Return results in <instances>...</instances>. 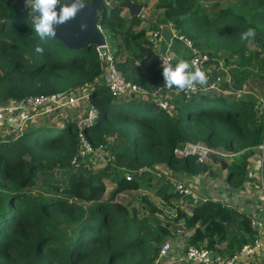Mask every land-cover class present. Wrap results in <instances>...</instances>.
<instances>
[{
    "label": "trees",
    "instance_id": "obj_1",
    "mask_svg": "<svg viewBox=\"0 0 264 264\" xmlns=\"http://www.w3.org/2000/svg\"><path fill=\"white\" fill-rule=\"evenodd\" d=\"M135 1L146 11L150 0ZM152 4L156 14L150 18L121 14L120 4L101 3L97 12V25L125 79L148 91L162 85L146 31L166 20L176 33L207 50L206 64L221 57L223 69L213 67L212 76H220L225 92L181 95L182 100L166 110L135 96L112 98L94 44L70 49L55 37L41 40L31 17L20 8L22 2L0 0V101L87 84L98 115L84 126V133L112 155L96 171L82 163L74 167L70 159L77 139L69 120L58 132H45L40 126L46 122H41L16 137H0V264H153L161 242L173 236V230L179 232L177 224L187 243L198 247L214 248L229 240L227 249L232 250L253 237L245 212L211 197L193 201L176 192L169 177L182 178L205 163L172 154L173 147L185 142L199 141L226 151L251 148L249 152L261 141L255 98L240 90L252 91V83L264 85V0H153ZM250 27L256 35L249 39L262 54L249 51V39H241ZM38 130L42 133L36 139ZM112 135L113 143L106 145ZM226 165L229 176L243 173V164ZM40 177H47L44 186L58 194L26 195L24 189ZM104 179L111 183L106 198L101 197ZM134 189L151 191L168 204L186 199L189 212L172 204L174 214L162 221L155 216L162 210L146 194L138 195L142 214L114 199L117 193ZM76 200L91 203L84 207Z\"/></svg>",
    "mask_w": 264,
    "mask_h": 264
},
{
    "label": "built area",
    "instance_id": "obj_2",
    "mask_svg": "<svg viewBox=\"0 0 264 264\" xmlns=\"http://www.w3.org/2000/svg\"><path fill=\"white\" fill-rule=\"evenodd\" d=\"M166 25L170 30L169 39L176 40L185 47V60L195 67L201 68L206 73L208 77L207 83L205 85L197 84L191 89L186 88L181 91L175 87L171 89L165 87L164 81H162L160 87L148 91L136 83L125 79L117 68L115 60L104 41L103 44H95L94 48L97 57L104 64V84L112 98L135 96L142 99H153L158 107L166 110L171 108L166 97L172 92H178L185 98L190 94L202 92H225V90H221L219 85L220 76L216 75L213 78V67L208 68V64H206L208 60L207 50L193 45L191 40L183 34L176 33L170 21H166ZM158 37L159 31L153 30L149 40L152 43V49L156 52V61L162 76V61L167 62L168 56L171 53L166 48L162 51H157L155 42ZM172 63L175 65L176 62L173 60ZM255 101V107L261 117L263 126V139L261 143L253 147L257 150V153L254 155L255 161L253 165L255 168H262L264 161V90L261 94H256ZM71 107L80 108L81 111L80 115L73 119H70V116L67 117V111ZM97 115V110L89 98V87L87 84L68 91H56L53 93L33 94L21 98L6 99L0 101V137L4 139L7 134L16 137L33 123H38L37 121L39 120L60 122L69 120L74 125L77 139L75 153L70 159L71 164L74 167L78 166L79 163L86 165L89 163L92 165L94 161L106 160L105 155L107 154L104 150V144L91 142L83 130L84 126L95 122ZM249 149L246 148L247 151ZM172 154L176 157L193 156L198 163H204L211 157L216 160L230 159L237 154V151L215 149L212 146L197 141L185 142L180 146L173 147ZM247 173L250 174V171ZM126 178L129 179L130 175H126ZM169 179L176 192L190 196L193 201L207 198L200 195L194 183L180 177H169ZM255 187L258 194L264 199V181L262 178L256 181ZM246 215L249 217L250 227L254 230L253 237L242 243L231 253H221L218 250L219 245H215L214 248L207 246L198 247L182 242L180 239H177L175 243L171 239H165L158 248L153 264H170V261L177 264H264L263 259L252 260L257 254H262V248H264V212L259 214L255 210L252 212L249 210ZM171 242L176 247V249H173V258L168 255V252L171 251Z\"/></svg>",
    "mask_w": 264,
    "mask_h": 264
},
{
    "label": "crops",
    "instance_id": "obj_3",
    "mask_svg": "<svg viewBox=\"0 0 264 264\" xmlns=\"http://www.w3.org/2000/svg\"><path fill=\"white\" fill-rule=\"evenodd\" d=\"M90 1H85V5H88ZM130 1H135V0H130ZM121 2H123V0H97L93 3L96 6L97 4L99 5V3L100 5L101 3H106L109 5V4H119ZM99 8L97 7L95 9V14L98 12ZM25 9H26L25 13L28 15V13L26 12L27 8ZM121 14L129 15L126 7L122 8ZM137 14H144L145 15L144 17L146 18L148 17L150 18L151 16L147 11H143V8L141 5H140V10ZM82 21L83 19H82L81 11H80L77 14L76 18L74 20H70L69 22H74L80 25ZM95 25L99 28V26L97 25V22L95 23ZM140 25L146 26V23L142 22ZM154 30L159 31V37L157 38L156 42L154 41L155 48L157 49L158 52L166 48L168 49L170 53H175L177 57L185 59V56H186L185 47L180 42L169 39L170 30L166 25V20L158 22L157 28ZM151 32L146 31L148 40L150 38ZM174 61L177 62L176 60ZM103 81H104V77H103ZM240 92L242 93L247 92L254 98H256V94H257L254 90L252 91L251 90H240ZM237 93H239V91ZM168 97L170 99L168 101L171 106H173L174 103L180 102L182 100V96L178 92L177 93L172 92L168 95ZM80 113H81L80 108L71 107L67 111V117L70 116V119H73L74 117L80 115ZM37 122H40V121H37ZM39 124L33 123L32 125L35 126ZM262 139H263V131H262L261 141L259 143L262 142ZM245 151L247 150L246 149L239 150L237 151V154L232 156L230 159H226V160L224 159L216 160L215 158L211 157L208 160H206L204 164L201 165L200 170L196 172H191V173L185 172L181 174L182 178L187 181H190L191 183H194L196 189H198V192L200 193L202 197H205V198L211 197L215 199H220L226 204L234 206L238 210H241L245 213H247V211L249 210L251 212L255 210L257 213L262 214L264 212V199L258 194L255 184H256V181L260 178H262L264 181V167H263V164H262V168H257V167L255 168L253 165V162L255 161L254 155L257 153V150L255 148H253L252 151H249V152L247 151V155L244 156L243 154ZM241 160L243 162H241ZM231 161L235 163L243 164V173L241 175L240 174H237L235 176L228 175L226 164L227 162H231ZM218 167L219 169H217ZM248 169H252V170H248ZM248 171H250V174L247 173ZM173 239L174 238H171L172 241ZM228 242L229 240H226V241L222 240L216 244V245H219V249L221 253L229 254L235 249L234 247H232L234 249L228 250L227 246H230V244H227ZM173 249H176V247L171 242L172 251L168 252L169 256L174 253ZM256 259L264 260V248H262V254L260 255L257 254V256L252 258V260H256ZM170 264H177V263L170 261Z\"/></svg>",
    "mask_w": 264,
    "mask_h": 264
},
{
    "label": "clouds",
    "instance_id": "obj_4",
    "mask_svg": "<svg viewBox=\"0 0 264 264\" xmlns=\"http://www.w3.org/2000/svg\"><path fill=\"white\" fill-rule=\"evenodd\" d=\"M85 6V0H25V8L28 9L32 26L41 40L54 38L57 26L74 20ZM79 28L81 31H85L87 24L82 21ZM255 35V29L250 27L241 33V39L247 40L254 38ZM173 60L177 61L175 65L172 63ZM162 63L164 86L169 89L175 87L183 91L186 88L191 89L197 84L205 85L207 83L208 77L201 68L177 57L175 53H171L167 62L162 61ZM193 68L194 70H192Z\"/></svg>",
    "mask_w": 264,
    "mask_h": 264
},
{
    "label": "rangeland",
    "instance_id": "obj_5",
    "mask_svg": "<svg viewBox=\"0 0 264 264\" xmlns=\"http://www.w3.org/2000/svg\"><path fill=\"white\" fill-rule=\"evenodd\" d=\"M12 1H15V0H12ZM19 3L20 2H22V5H19L20 6V8L22 7V9H23V12H25V0H17ZM152 1L153 0H150L148 3H147V5H148V8H146L147 10V12L153 17L154 16V14H156L155 13V11H156V9L153 7V4H152ZM24 6V7H23ZM145 6V5H144ZM143 9H145V8H143ZM27 13H28V9H27V11H26ZM150 16V17H151ZM108 38V37H107ZM107 42V41H106ZM246 44H247V49L249 50V51H259V54H262V52L259 50V46L258 45H256V42H255V40L254 39H249V41L247 40L246 41ZM218 65H219V67H218ZM211 66L212 67H218V69H223L221 66H223V62H222V60H221V57H216V63H215V58L212 60V62L210 63V64H208V68H211ZM214 69V68H213ZM220 82H221V78H220V81H219V85H220ZM252 85L254 86L253 88V90L256 92V91H263L264 90V85H262L260 88L258 87V86H256V84H254V83H252ZM150 100H152L153 101V99H150ZM194 109H198V107H195ZM53 119V118H52ZM55 120V119H54ZM40 122H38V123H41V121L42 120H39ZM46 122V123H45ZM37 123V124H38ZM46 124V125H41L40 126V128H42L45 132H48V133H50V132H58L59 131V129H62L61 127H63L64 126V121H45V120H43L42 121V124ZM62 123V124H61ZM39 127V126H38ZM63 130V129H62ZM36 133V136H37V138L36 139H38L39 138V134H41L42 133V130H38L37 132H35ZM114 135H112L111 136V138L107 141V142H104L106 145H110V144H112L113 143V139H114ZM106 160H104V159H102V160H99V161H94V163H92V165L91 164H89V163H87V165L89 166V167H91V170L92 171H96V170H98V169H100V168H102L103 166H105L106 165V162L108 161V158L109 159H111V154H108V152L106 151ZM111 155V156H110ZM217 169H219V167L217 168ZM56 171L54 172V175L56 176ZM46 179H47V177H43V178H38L37 180H36V182L32 185V186H30V187H27V188H25L24 189V193L26 194V195H28V196H31V197H33V196H35V195H37L38 193L39 194H58V192H56V191H54V192H52L53 190H51V189H47L45 186H44V183L46 182ZM104 182H105V190H104V192L102 193V198H106L107 196H108V193H109V191H110V188H111V183L108 181V180H106V179H104ZM140 194H146L148 197H149V199L153 202V203H155L156 205H157V207L158 208H160L162 211L161 212H159V210L158 211H156L155 212V216L156 217H158V218H160V219H163L162 221H164V217H167V216H165V215H170V216H172L173 214H174V208H173V205L175 206V208L176 207H180V208H183V210H185L186 212H189V207L190 206H188V204L185 202V200H181V201H179L178 203L177 202H175V201H171V203L173 204H168L166 201H161V199H159L156 195H153L152 193H151V191H148V190H146V189H134V190H125V191H121V192H119V193H117L115 196H114V199L115 200H117V201H120L121 203H124V204H126V205H128V207H131V206H135V207H137L138 209L136 210V213H139V214H142V212L143 211H145L144 210V208L141 206L142 204L140 203V201H139V197H138V195H140ZM70 197V196H69ZM76 201H78L79 203H81L82 204V206H84V207H86L87 205H89L91 202L90 201H80V200H76ZM176 204V205H175ZM181 224H179V226H177V229L179 230V232L177 233L176 231H174L173 230V232H172V235L173 236H167L165 239H171V238H174L173 239V241H174V243L176 242V240L177 239H180L182 242H186L187 243V241L185 240V238H184V236L182 235V233H181V230H182V228H181V226H180ZM175 232V233H174ZM174 233V234H173ZM172 251V250H171ZM172 258L174 257V255L173 254H171L170 255Z\"/></svg>",
    "mask_w": 264,
    "mask_h": 264
},
{
    "label": "water",
    "instance_id": "obj_6",
    "mask_svg": "<svg viewBox=\"0 0 264 264\" xmlns=\"http://www.w3.org/2000/svg\"><path fill=\"white\" fill-rule=\"evenodd\" d=\"M95 1L97 0H91L90 3L81 10L83 22L87 24V29L85 31L80 30L79 24L68 22L57 26L55 38L70 49H80L90 44H103L105 41L104 34L100 28L95 25L97 15V13L95 14V9L100 7V3L95 6L93 3ZM119 4L127 8L129 15H137L140 10V4L135 1L123 0V2ZM177 226H179V224H177Z\"/></svg>",
    "mask_w": 264,
    "mask_h": 264
}]
</instances>
